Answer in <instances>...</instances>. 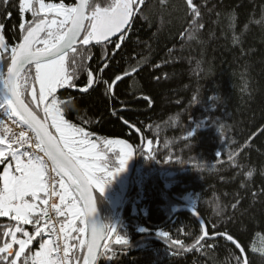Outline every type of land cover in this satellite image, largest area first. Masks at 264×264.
I'll use <instances>...</instances> for the list:
<instances>
[{
    "label": "trees",
    "instance_id": "trees-1",
    "mask_svg": "<svg viewBox=\"0 0 264 264\" xmlns=\"http://www.w3.org/2000/svg\"><path fill=\"white\" fill-rule=\"evenodd\" d=\"M193 2L203 28L192 25L185 0H144L121 48L113 55L114 43H93L90 57L83 53L77 89L57 90L59 99L72 98L64 118L88 132L98 149L124 141L134 152L123 201L112 203L110 197L119 191L117 173L102 195L95 192L104 224L128 241L118 245L117 233H111L110 250L97 264H238V258L243 264L225 236L193 247L201 224L187 210L174 212L182 205L195 210L210 236L231 235L247 264H264V0ZM24 18L31 20V13ZM19 23L18 0H10L7 10L0 4L10 45L19 42ZM88 70L101 82L81 93ZM117 75L122 79L109 92L103 81ZM119 147L100 151L107 170L118 167ZM127 169L128 161L120 172L127 176ZM9 223L14 222L0 217V246L10 242L3 236ZM31 247L37 251L39 242Z\"/></svg>",
    "mask_w": 264,
    "mask_h": 264
},
{
    "label": "snow or ice",
    "instance_id": "snow-or-ice-1",
    "mask_svg": "<svg viewBox=\"0 0 264 264\" xmlns=\"http://www.w3.org/2000/svg\"><path fill=\"white\" fill-rule=\"evenodd\" d=\"M185 2L192 25L203 28V24L197 25L201 16L197 4L193 0ZM143 3L144 0H77L75 4L18 0L19 42L12 45L6 42L4 25L0 24V217L14 222L3 226V236L11 240L0 246V264H80L81 259L83 264H96L98 256L110 250L111 233H117L116 244L128 246L127 239L114 227L97 224L90 217L96 211L94 192L102 195L110 178L124 170L132 156L131 145L108 141L104 149H98L88 132L64 118L72 98L59 99L57 90L77 89L79 69L86 59L83 53L89 52L90 57L89 46L93 43L105 48L114 43L113 55L121 48ZM0 4L7 10L10 0H0ZM27 13H31V20L24 18ZM117 35L114 41L112 37ZM107 58L105 52L102 60ZM107 67L105 63L100 72ZM87 77V86L78 89L81 93L101 82L91 70ZM121 79L117 75L111 83H103L112 92ZM144 99L150 103L149 97ZM192 135L189 131L188 136ZM114 145L120 146L118 167L110 171L100 151ZM53 197H58L59 203ZM28 225L31 230L25 227ZM201 233L193 247L205 238L225 236L243 253L231 235L210 236L203 221ZM158 235L169 237L166 231ZM37 241L39 250L33 252L31 245ZM172 243L183 247L180 241ZM13 245L18 248L13 250Z\"/></svg>",
    "mask_w": 264,
    "mask_h": 264
},
{
    "label": "water",
    "instance_id": "water-1",
    "mask_svg": "<svg viewBox=\"0 0 264 264\" xmlns=\"http://www.w3.org/2000/svg\"><path fill=\"white\" fill-rule=\"evenodd\" d=\"M76 2H77V0H75V3ZM115 37H118V35L112 37V39L115 38ZM40 114H41V118H42L43 117L42 110H41ZM131 152H132V156L128 160V169H127L128 175L126 176V179L123 182L124 184L121 183V182L119 183V190H120V194H121L120 195V201L121 202L123 201L124 196H125V190H124V188H126L128 186V179H129L130 175L132 174V171H133V168H134V152H133L132 149H131ZM94 195H95V192H94ZM95 200H96V196H95ZM95 207H96V211L92 214V216L90 217V219L93 220L94 222H96L97 224H104L103 219H102V216H101V213H100V210L98 208L97 201H96ZM173 210H174V212H176V211H182V210H187L192 215H194L198 219V221L200 222V224H201L202 219L199 217V215L195 212V210L192 207L187 206V205H182V206L174 207ZM103 243H104V241H101V244H103ZM238 249L240 250V248H238ZM240 252H241V250H240ZM241 254H242L243 259L246 260V256H245L244 252L241 253ZM98 259H99V256H98V258L96 260V264H97ZM80 264H83L82 259L80 261Z\"/></svg>",
    "mask_w": 264,
    "mask_h": 264
},
{
    "label": "rangeland",
    "instance_id": "rangeland-1",
    "mask_svg": "<svg viewBox=\"0 0 264 264\" xmlns=\"http://www.w3.org/2000/svg\"><path fill=\"white\" fill-rule=\"evenodd\" d=\"M53 3H59V2H53ZM41 112V111H40ZM50 122V121H49ZM54 131V130H53ZM93 142H95L96 144H97V142L96 141H94V140H92ZM98 148V147H97ZM100 155H101V153H100ZM3 171V168L1 167V172ZM97 175H99V173H96ZM57 188H59V185L57 186ZM119 190V189H118ZM124 190H125V188H124ZM120 190L118 191V193L116 192V190H115V192L114 193H112L111 195H110V197L113 199V202L112 203H116V202H118L119 201V199H120ZM81 227L83 226V225H80ZM10 240H11V238H10ZM69 243H71V241H69ZM17 248H18V245H17ZM39 250V249H38ZM75 264H76V262H75Z\"/></svg>",
    "mask_w": 264,
    "mask_h": 264
},
{
    "label": "flooded vegetation",
    "instance_id": "flooded-vegetation-1",
    "mask_svg": "<svg viewBox=\"0 0 264 264\" xmlns=\"http://www.w3.org/2000/svg\"><path fill=\"white\" fill-rule=\"evenodd\" d=\"M39 115L41 116V114L39 113ZM125 172H118L117 175L115 176L116 177V180L118 183H122V181H125L126 179V176L124 175Z\"/></svg>",
    "mask_w": 264,
    "mask_h": 264
},
{
    "label": "built area",
    "instance_id": "built-area-1",
    "mask_svg": "<svg viewBox=\"0 0 264 264\" xmlns=\"http://www.w3.org/2000/svg\"><path fill=\"white\" fill-rule=\"evenodd\" d=\"M12 127H14V126H12ZM57 179H59V178H57ZM53 199L55 200V202H57V203L59 202V198L58 197H53Z\"/></svg>",
    "mask_w": 264,
    "mask_h": 264
}]
</instances>
